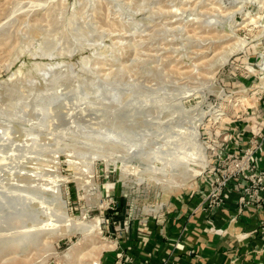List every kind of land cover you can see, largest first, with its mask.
Returning a JSON list of instances; mask_svg holds the SVG:
<instances>
[{"label": "rangeland", "instance_id": "374dc122", "mask_svg": "<svg viewBox=\"0 0 264 264\" xmlns=\"http://www.w3.org/2000/svg\"><path fill=\"white\" fill-rule=\"evenodd\" d=\"M263 52L264 0H0V264H78L92 243L114 246L105 264L120 206L210 187L264 103V71L245 67ZM200 146V175L152 179Z\"/></svg>", "mask_w": 264, "mask_h": 264}, {"label": "crops", "instance_id": "0c3cea01", "mask_svg": "<svg viewBox=\"0 0 264 264\" xmlns=\"http://www.w3.org/2000/svg\"><path fill=\"white\" fill-rule=\"evenodd\" d=\"M258 107L254 126L239 132L238 141L222 153L240 152L254 135L264 131V103ZM237 131L232 129L230 135ZM254 160L264 168V145ZM242 184L225 193L221 207H209L205 199L210 187L204 185V191L173 198L169 206L154 214H134L126 205L119 208L112 214L114 222L129 221L131 228L115 234L116 248L105 264H114L119 251L133 257L135 264H264V233L260 227L264 201L239 212ZM261 196L264 200V192Z\"/></svg>", "mask_w": 264, "mask_h": 264}, {"label": "built area", "instance_id": "2783aa9c", "mask_svg": "<svg viewBox=\"0 0 264 264\" xmlns=\"http://www.w3.org/2000/svg\"><path fill=\"white\" fill-rule=\"evenodd\" d=\"M245 67L254 75H257L259 70L264 71V52L257 58L256 64L248 59ZM263 145L264 131L254 135L245 149L238 153L226 154L216 160L215 168L211 171H217L208 180L210 194L205 199L209 207L212 205L221 207L225 203V193L236 189L238 183H243V187L240 188L242 193L238 199L239 212L257 202L264 201L261 196L264 192V168H259L254 160ZM260 227L264 233V220L261 221ZM130 228V222L126 221L122 230L127 233ZM114 264H135V260L124 251H119L115 255Z\"/></svg>", "mask_w": 264, "mask_h": 264}, {"label": "bare ground", "instance_id": "6f19581e", "mask_svg": "<svg viewBox=\"0 0 264 264\" xmlns=\"http://www.w3.org/2000/svg\"><path fill=\"white\" fill-rule=\"evenodd\" d=\"M48 67H46V69L44 70H50V69H54L56 68L57 66H60V63L56 66V65H53V64H49L47 65ZM214 108H211L210 111H213ZM195 127V126H194ZM9 131V130H8ZM8 131H5L6 133H8L7 135H10L11 136V131L8 132ZM195 131V130H194ZM13 132V131H12ZM2 137H0V141H5L4 139H1ZM6 138V136H5ZM191 138V137H190ZM189 138V139H190ZM177 140V139H176ZM1 143H4V142H1ZM3 149V148H2ZM1 149V150H2ZM200 152L197 153V155H190L188 158L186 157H181L179 155V151L176 152V155H177V158L175 157L174 160L172 161H169V162H164L163 161V164H162V167L161 169L160 168H155V170H160L161 173L160 175L162 177H158V175H154L152 177V179L158 183H164V184H169V186H173V187H181L184 185V183H180L179 181H177L176 177H175V170L177 171L178 169H186V171L188 170V172H191V174H185L183 175V178L184 180L182 182H185V181H188L189 179L191 178H194L198 175H200L202 173V171L206 168V163L205 162H198L196 161L197 159H199L200 157H202L204 155V151H205V148H203V146H200ZM15 149H13L14 151ZM174 154V153H173ZM160 155V154H159ZM175 155V156H176ZM164 156V155H163ZM2 157V156H0ZM5 159V158H4ZM2 159V160H4ZM167 159V158H166ZM0 159V162L2 161ZM163 158L162 156H158L156 160H154V162L156 161L157 163H160L162 162ZM155 162V163H156ZM5 163V162H4ZM7 163V162H6ZM19 163V162H18ZM3 164V163H2ZM20 165V164H19ZM154 165V163H153ZM158 174V173H156ZM186 183V182H185ZM68 219V217H67ZM71 224L73 225V227L75 228L76 231H80L82 233H87L88 231H92V230H99L100 226H99V222L97 223H94V222H82V221H74L72 222L71 221ZM69 229H70V226H69ZM79 232V233H80ZM95 232V231H94ZM90 233V232H89ZM88 233V234H89ZM17 239V238H16ZM19 239V238H18ZM27 241V240H26ZM22 242L21 241H17L15 244L18 246L20 245ZM16 246V247H17ZM82 246V245H81ZM85 246V245H84ZM114 246L112 245H108V244H104L102 246H98L97 244L95 243H92L91 244V249L89 252L87 253H84L82 250L83 249H78V256L76 255V257H78V264H89L88 261L93 259V264H99V258H96V254L98 251H102L104 250L105 248H113ZM101 256V255H100ZM75 257V256H74ZM75 257V258H76Z\"/></svg>", "mask_w": 264, "mask_h": 264}, {"label": "trees", "instance_id": "16d2710c", "mask_svg": "<svg viewBox=\"0 0 264 264\" xmlns=\"http://www.w3.org/2000/svg\"><path fill=\"white\" fill-rule=\"evenodd\" d=\"M124 207V205L120 206L119 208L122 209Z\"/></svg>", "mask_w": 264, "mask_h": 264}]
</instances>
